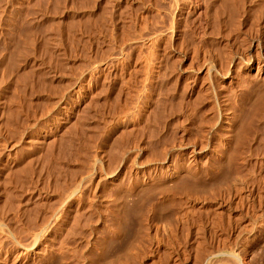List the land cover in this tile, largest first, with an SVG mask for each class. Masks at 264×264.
<instances>
[{"label":"rangeland","instance_id":"obj_1","mask_svg":"<svg viewBox=\"0 0 264 264\" xmlns=\"http://www.w3.org/2000/svg\"><path fill=\"white\" fill-rule=\"evenodd\" d=\"M262 1L0 0V243H7L0 247L13 248L31 231L29 243L45 227L73 257L64 264H83L97 241V264L127 253L112 263L264 264V85L243 94L257 65L239 59L253 44L264 53ZM179 140L190 144L179 148ZM203 143L233 155L209 160L196 152ZM170 148L181 165L198 166L197 175L127 185L153 167L163 170ZM111 169L115 176L104 177ZM65 191L72 200L62 202ZM113 203L123 239L111 234ZM30 223L39 227L32 231Z\"/></svg>","mask_w":264,"mask_h":264},{"label":"bare ground","instance_id":"obj_2","mask_svg":"<svg viewBox=\"0 0 264 264\" xmlns=\"http://www.w3.org/2000/svg\"><path fill=\"white\" fill-rule=\"evenodd\" d=\"M227 1H229V0H227ZM226 2V1H225ZM257 2V1H256ZM259 3V2H258ZM263 3V1L261 2V5L260 6H262L260 9H261V11H257L258 13H261L260 15H262L263 14V9H264V5L262 4ZM239 4V3H238ZM221 7V6H220ZM238 7V6H237ZM243 8V7H242ZM241 8V9H242ZM258 8H259V6H258ZM217 9V8H216ZM253 9V8H252ZM260 9H258V10H260ZM263 10V11H262ZM224 11V10H223ZM248 11V10H247ZM253 12V11H252ZM257 13V14H258ZM254 14V13H253ZM264 15H262L261 17H263ZM234 17V16H233ZM257 17V16H256ZM258 17H259V15H258ZM260 17V18H261ZM260 18H258L259 19V22H261V21H263V20H261L260 21ZM262 19V18H261ZM257 20V19H256ZM256 20H254V21H256ZM253 21V22H254ZM258 22V23H259ZM263 23V22H262ZM260 24V23H259ZM264 25V24H263ZM262 24L261 25H256L257 27L258 26H263ZM256 27V28H257ZM255 28V29H256ZM258 28H262V27H258ZM264 28V27H263ZM239 29V28H238ZM257 30V29H256ZM264 30V29H263ZM254 31V30H253ZM260 31H261V29H260ZM229 32V31H228ZM259 32V31H258ZM260 34V33H259ZM224 35V34H223ZM258 35V34H257ZM226 36V35H225ZM263 36V35H262ZM264 37V36H263ZM254 39V38H253ZM257 39V38H256ZM256 41V40H255ZM260 41H262V40H260ZM250 43V42H249ZM260 44V43H259ZM252 49H250V51L247 53V54H244L243 53V55L241 56V55H239V59H242L247 65H248V67H254V63L257 65L256 66V74L254 75V77L250 80V82H247V83H245L246 84V86H245V91L243 90V88H242V90L244 91V93L243 94H248V93H252L251 95H253V92H255V90H256V88L257 87H259L261 84H263L264 85V53H261L260 51V47H259V45L257 44V45H252V47H251ZM243 50V49H242ZM240 52V51H239ZM227 54V53H226ZM229 55V54H228ZM248 56V57H247ZM227 57V56H226ZM238 57V56H237ZM247 57V58H246ZM235 58V57H234ZM230 59L231 60V63H233V62H235V60L236 59ZM226 59V58H225ZM245 59V60H244ZM213 62V61H212ZM236 62H238V61H236ZM242 62V61H241ZM202 63V62H201ZM224 63V62H223ZM231 63H229V64H231ZM240 64V63H239ZM198 65V64H197ZM245 65V64H244ZM214 65H212V64H210L208 67H207V71H212L213 69H214ZM229 67V66H228ZM230 68V67H229ZM228 68V69H229ZM233 68V67H232ZM236 68V67H235ZM226 69H224V71H225ZM198 71V70H197ZM235 71V70H234ZM253 71V70H252ZM208 72V73H209ZM221 72H223V71H221ZM212 73V72H211ZM225 73V72H224ZM233 73V72H232ZM245 74V73H244ZM214 75V74H213ZM224 76H223V78H227L229 75H230V69L229 70H226V73L225 74H223ZM231 76H232V74H231ZM213 78H215V77H213ZM234 79V78H233ZM249 79H250V77H249ZM209 81V80H208ZM248 81V80H247ZM214 82V81H213ZM218 84V83H217ZM243 84V83H242ZM208 86V85H207ZM223 87V86H222ZM241 87V86H240ZM243 87H244V85H243ZM210 89V88H209ZM214 89H215V86H214ZM258 89V88H257ZM260 89L262 90V89H264V88H262V85L260 86ZM211 90V89H210ZM230 90V89H229ZM259 91V90H258ZM258 91H257V95H258ZM215 92V91H214ZM223 93V92H222ZM228 94V93H227ZM213 95V94H212ZM221 95V94H220ZM239 95V94H238ZM218 96V95H217ZM242 96V95H241ZM240 96V97H241ZM244 96V95H243ZM246 96H250V95H246ZM254 96V95H253ZM262 97H264L263 95H262ZM261 97V98H262ZM213 98V97H212ZM236 98V97H235ZM243 98V97H242ZM252 98H256V97H252ZM230 99V98H229ZM240 99V98H239ZM244 99V98H243ZM259 99H260V97H259ZM264 99V98H263ZM211 100V99H210ZM241 100V99H240ZM256 100V99H255ZM258 100V99H257ZM234 101V100H233ZM259 101V100H258ZM226 102V101H225ZM239 102V101H238ZM244 102V101H243ZM243 102H242V104H243ZM246 102V101H245ZM127 103V102H126ZM248 103V102H247ZM260 103H262V99H261V102ZM212 104V103H211ZM233 104V103H232ZM237 104V103H236ZM85 105V104H84ZM226 105V104H225ZM238 105V104H237ZM260 105V104H259ZM125 106V105H124ZM242 106V105H241ZM256 106V105H255ZM238 107V106H237ZM254 107V106H253ZM252 107V108H253ZM262 107V106H261ZM251 108V107H250ZM255 108V107H254ZM221 109V108H220ZM229 109V108H228ZM235 109V108H234ZM121 110V109H120ZM127 110V109H126ZM222 110V109H221ZM236 110H237V108H236ZM122 111V110H121ZM225 111V110H224ZM226 111H227V109H226ZM254 111V110H253ZM264 111V110H263ZM124 113V112H123ZM126 113V112H125ZM218 113V112H217ZM238 113V112H237ZM225 114V113H224ZM251 114V113H250ZM226 115V114H225ZM241 115V114H240ZM263 116H264V114H262ZM128 116V115H127ZM237 117H239V115L237 116L236 115V112L234 111V112H232V114H231V116L230 117H228V126H227V130H228V133H229V135H231L232 133H233V130H234V127H236V125L238 124L237 123ZM133 118V117H132ZM129 119V118H128ZM130 120V119H129ZM132 120V119H131ZM261 120V119H260ZM124 121V120H123ZM218 122H219V120H218ZM237 123V124H236ZM122 125H123V123H122ZM126 125V124H125ZM246 125V124H245ZM126 127V126H125ZM122 128H123V126H122ZM237 128V127H236ZM213 130H214V128H213ZM235 131V130H234ZM236 132V131H235ZM236 134V133H235ZM234 134V135H235ZM233 135V134H232ZM231 135V137H233ZM236 137L235 138H237V135H235ZM193 138V137H192ZM195 138V137H194ZM230 139H232V138H230ZM202 140V139H201ZM233 140V139H232ZM232 140H229V142H231ZM238 140V139H237ZM180 141V140H179ZM186 141V140H185ZM183 142V143H181L182 141H180V143L178 144V147L180 148V147H182V148H185V147H187L189 144H190V142H189V144H187L186 142ZM228 142V145H232L231 143H229ZM238 142V141H237ZM233 142V144H237L238 145V143L240 142ZM194 143V142H193ZM216 144H217V142H215ZM204 144V143H203ZM177 145V144H176ZM187 145V146H186ZM199 145V144H198ZM201 145H202V142H201ZM227 145V146H228ZM222 146H224V145H222ZM233 146V145H232ZM231 146V147H232ZM200 147V146H199ZM217 146L214 144V145H211V143L210 144H204V146H202V147H200V149H196V152L197 153H200L203 157H207V159L208 158H210L209 160H212V159H214L215 157H217V156H215V153H217V154H219L220 156V158H222V159H225V156H228L229 155V157H230V155L231 154H229V153H231V152H228V150L229 149H227V147L225 148V147H221V148H216ZM228 147H230V146H228ZM121 148V147H120ZM141 148V147H140ZM174 148V147H173ZM173 148H170L168 151H166L165 153H166V155H165V160L163 161V160H161V161H163V163H164V169L163 170H160V171H158V169L156 170V168H158V167H153L154 169L152 170V171H154V172H150V170L148 171V173H145V174H143V177H141V175L139 174V175H136L135 177H133V179H131V181H130V183L129 182H127V183H129V184H127L128 186H130L131 187V189H135V190H137L139 187H146L147 185V187L148 188H150L149 186L150 185H153V187L155 186V185H157L156 187H158V185L159 186H161L160 184H165V183H167V182H175L174 184H176V183H179V181L178 180H180V178H181V176L183 175L182 173H184V174H186V173H188V175L189 174H193V176L194 175H197V168H199L198 166H195V164H191V162H190V164L189 165H186V166H184V165H181L179 162H178V159H177V153H175V152H173V151H175ZM234 150H237V149H235V148H233ZM233 149H231L230 151H232ZM124 150V149H123ZM233 150V151H234ZM129 151V150H128ZM127 151V153H129ZM140 151V150H139ZM227 152H228V154H227ZM118 154H120V153H118ZM124 154V153H123ZM80 155V154H79ZM233 155V154H232ZM231 155V156H232ZM235 155V154H234ZM218 157V158H219ZM233 157H235V156H233ZM97 158V157H96ZM99 158V157H98ZM154 158V157H153ZM219 158V159H220ZM215 159H217V158H215ZM215 159H214V161H215ZM230 159V158H229ZM99 160V159H98ZM97 159L96 160H94L95 161V164H94V166L96 165V163H97V161H98ZM100 160H101V158H100ZM99 160V161H100ZM148 160H149V158H148ZM147 160V161H148ZM232 160V159H231ZM230 160V161H231ZM213 161V162H214ZM218 161V160H217ZM221 161H223V160H221ZM224 161H229L228 159H225ZM211 162V161H210ZM220 162V160L218 161V162H215V163H219ZM63 163V162H62ZM121 163V162H120ZM142 163V162H141ZM162 163V162H161ZM193 163V162H192ZM209 163V162H208ZM212 163V162H211ZM225 163V162H224ZM229 163V162H228ZM231 163V162H230ZM98 164V163H97ZM210 164V163H209ZM214 164V163H213ZM57 165V164H56ZM91 165H93L92 163H91ZM100 165V164H99ZM203 165V164H202ZM222 165H224V164H222ZM221 165V166H222ZM52 166V165H51ZM98 166V165H97ZM121 166V165H120ZM212 166H214V165H212ZM59 167H60V165H59ZM91 167V169H92V166H90ZM96 167V166H95ZM115 168V167H114ZM120 168H122V167H120ZM202 168V167H201ZM210 168H211V166H210ZM216 168H217V164H216ZM221 168V170H222V167H220ZM64 169V168H63ZM88 169V168H87ZM90 169V170H91ZM96 169H97V167H96ZM159 169H160V167H159ZM213 169H214V167H213ZM219 169V168H218ZM217 169V170H218ZM89 170V171H90ZM203 170H205V168L203 169ZM214 170H216V169H214ZM214 170H213V172H214ZM216 170V171H217ZM220 170V169H219ZM56 171V170H55ZM88 171V172H89ZM93 171H94V169H93ZM113 171H115V170H113V169H111L110 170V173H109V171H108V174H106V173H104L105 175H104V177H108V178H112L113 176H115L114 175V173H111V172H113ZM208 171V170H207ZM212 171V170H211ZM53 172V171H52ZM73 172V171H72ZM76 172V171H75ZM99 172V171H98ZM205 172V171H204ZM210 172V171H209ZM237 172V171H236ZM54 173V172H53ZM52 173V174H53ZM78 173V172H77ZM77 173H75V174H77ZM82 173V172H81ZM84 173V172H83ZM85 173H87V172H85ZM94 173V172H93ZM96 173V172H95ZM216 174L217 173H219L218 171L217 172H215ZM214 173V174H215ZM62 174V173H61ZM213 174V173H212ZM56 175V174H55ZM54 175V176H55ZM94 175H96V174H94ZM102 175V174H101ZM233 177H235L236 178V173L234 174L233 173ZM90 177H91V175H89ZM98 176V178H99V175H97ZM117 176V175H116ZM119 176V175H118ZM123 176V175H122ZM62 177V176H61ZM131 177V176H130ZM54 178V177H53ZM79 178H81V177H79ZM101 178V177H100ZM99 178V179H100ZM183 178V177H182ZM192 178V177H191ZM114 179V178H113ZM116 179V178H115ZM118 179V178H117ZM120 180V179H119ZM183 180V179H182ZM62 181H64L63 179H62ZM61 181V182H62ZM76 181V180H75ZM122 181V180H121ZM123 181H124V179H123ZM177 181V182H176ZM184 181V180H183ZM218 181V180H217ZM222 181V180H221ZM56 182V181H55ZM71 182V181H70ZM77 182V181H76ZM109 182H111V181H109ZM225 183H226V181H224ZM66 183V182H65ZM126 183V182H125ZM53 184H54V182H53ZM61 184V183H60ZM59 183H58V186L60 185ZM79 184V183H78ZM115 184V183H114ZM120 184V183H119ZM185 184V183H184ZM183 184V185H184ZM219 184V185H218ZM217 184V186L219 187L220 186V181H219V183ZM72 185V184H71ZM121 185V184H120ZM119 185V186H120ZM125 185V186H124ZM127 185L126 184H124L123 183V185H121V186H124L125 188H127ZM180 185V184H179ZM56 186H57V184H56ZM58 186L57 187H55V188H53L52 190H57L58 189ZM62 186V185H61ZM76 186H78V185H76ZM75 186V188H77ZM113 186V185H112ZM63 187H65V186H63ZM72 187V186H71ZM153 187H151V188H153ZM57 188V189H56ZM59 188H60V186H59ZM68 188V187H67ZM69 188H70V186H69ZM68 188V189H69ZM73 188H74V186H73ZM74 188V189H75ZM114 188V187H113ZM121 188V187H120ZM129 188V187H128ZM62 189H64V190H66V188H62L61 187V190ZM71 189V188H70ZM143 189V188H142ZM59 190V189H58ZM60 190V192H62V191H64V190H62L61 191ZM81 190V189H80ZM186 190V189H185ZM58 192V191H57ZM56 192V193H57ZM66 192V191H65ZM70 191H68V193H69ZM148 192V191H147ZM151 192V191H150ZM57 194H60L59 192L57 193ZM62 194H63V192L60 194V196L62 197ZM74 194V193H73ZM66 199L64 200L63 199V201L62 202H65L66 200H69V199H71L72 200V198H70L71 197V195H72V192H70V194H68L67 195V192H66ZM59 196V195H58ZM59 196V197H60ZM76 196V195H75ZM77 196H80V195H77ZM89 197V196H88ZM64 198V197H63ZM61 199V198H60ZM94 199V198H93ZM87 200V199H86ZM114 200V199H113ZM61 201V200H60ZM60 201H58V202H60ZM115 201V200H114ZM113 201V202H114ZM68 203V202H67ZM89 203V202H88ZM107 203V202H106ZM57 204V203H56ZM55 204V205H56ZM60 204V203H59ZM110 204H112V203H110ZM54 205V206H55ZM61 205V204H60ZM63 205V204H62ZM65 205V204H64ZM69 204H67V206H68ZM89 205V204H88ZM91 205V204H90ZM89 205V206H90ZM94 205V204H93ZM115 204L113 203V207L111 206H108V207H110L109 208V212H110V215L109 216H111V218L114 220L113 222L111 221V223H113V226L111 227L112 228V231H111V234L114 236H118V237H120V236H122L123 235V233H124V227L123 228H121V226H120V223L118 224V221H119V219L116 221V218L118 217V211H116L114 208H115V206H114ZM66 206V205H65ZM51 207V206H50ZM60 207V206H59ZM58 206H57V208H59ZM52 208V210H53V208H55V207H51ZM60 208H62V210L64 209V207L62 206V207H60ZM66 208V207H65ZM68 208H70V206L69 207H67L66 209L68 210ZM94 208H95V206H94ZM94 208H93V210H94ZM117 208V207H116ZM50 209V208H49ZM87 209V208H86ZM89 209V208H88ZM91 209V208H90ZM89 209V210H90ZM100 209V208H99ZM105 209V208H104ZM108 209V208H107ZM154 209V208H153ZM55 210H56V208H55ZM58 210V209H57ZM61 210V211H62ZM67 210H65V211H63V213L64 212H67ZM71 210V209H70ZM54 211V210H53ZM53 211H50V213H52ZM59 211V214H57L58 216L59 215H61L60 213V210H58ZM81 211V210H80ZM97 211V209L95 208V212ZM105 211V210H104ZM38 212V211H37ZM77 212V211H76ZM87 212V211H86ZM89 212V211H88ZM94 212V213H95ZM98 212H100V210L98 211ZM46 213V212H45ZM50 213H48L49 215H50ZM67 213H69V212H67ZM82 213V212H81ZM91 213V212H90ZM108 213V212H107ZM151 213H153V212H151ZM64 214H66V213H64ZM63 214V215H64ZM70 214V213H69ZM76 214V213H75ZM89 214V213H88ZM88 214H86V215H88ZM93 214V213H92ZM97 214V213H96ZM100 214V213H99ZM101 214H102V211H101ZM105 214V213H104ZM103 214V215H104ZM46 215V214H45ZM49 215H47V218L46 219H44L43 217V219L44 220H49L48 219V216ZM62 215V216H63ZM71 215V214H70ZM70 215H68V218H69V216ZM84 215V214H83ZM106 215H108V214H106ZM105 215V216H106ZM33 216V215H32ZM51 216V215H50ZM50 216H49V218H50ZM61 216V217H62ZM79 216V215H78ZM90 216V215H89ZM108 216V217H109ZM119 216H120V214H119ZM55 217H56V215H55ZM55 217H53V218H55ZM98 217V216H97ZM102 217V216H101ZM33 218V217H32ZM42 218H41V220L40 221H42ZM52 218V217H51ZM52 218V219H53ZM59 218V217H58ZM63 218H66L65 220H69V219H67V217L66 216H64ZM63 218H61L62 220H64ZM82 218V217H81ZM110 218V217H109ZM110 218V219H111ZM118 218H120V217H118ZM29 219V218H28ZM57 219V218H56ZM56 219L54 220V221H56ZM60 219V220H61ZM75 219V218H74ZM85 219V218H84ZM83 219V220H84ZM104 219V218H103ZM38 220V221H39ZM43 220V221H44ZM76 220V219H75ZM87 220H88V217H87ZM123 219H121V221H122ZM25 221V220H24ZM32 221H34V218L32 219ZM52 221V220H51ZM85 221V220H84ZM90 221V220H89ZM89 221H88V224H89ZM94 221V220H93ZM93 221H91V222H93ZM96 221H98V220H96ZM26 222H27V220H26ZM30 222V221H29ZM37 222V220L35 221V223ZM47 222V221H46ZM49 222V221H48ZM58 222H59V220H58ZM66 223L68 222V221H65ZM72 222V221H71ZM78 222V221H77ZM120 222V221H119ZM4 223V222H3ZM33 223V222H32ZM53 223V222H52ZM60 223H61V221H60ZM121 223H123V222H121ZM39 224L40 225H42L43 226V224H42V222H39ZM48 224V223H47ZM49 224H51V223H49ZM53 224H55V222L53 223ZM57 224V223H56ZM61 224H63V223H61ZM73 224V227L75 226L74 224H75V222L74 223H72ZM78 224V223H77ZM80 224H82L81 222H80ZM80 224H78V225H76V227L78 226V229L77 228H75V229H77V232L78 231H80L79 230V228L81 227L80 226ZM87 224V223H86ZM27 226H28V224H26ZM26 225H24L25 226V228L28 230V227H30L31 226V229H32V231H33V229L34 228H36V225L39 227V225L38 224H36L34 227L31 225V223L29 224L30 226H28V227H26ZM44 225H45V223H44ZM58 225H60L59 223H58ZM90 225V224H89ZM4 226H5V224L3 225V224H1L0 223V233H2L3 235H5L4 233H5V228H4ZM17 226V225H16ZM23 226V227H24ZM41 226V227H42ZM61 226V225H60ZM65 226H66V224H65ZM84 226V225H83ZM124 226H125V224H124ZM6 227V226H5ZM48 227H49V225H48ZM58 227V226H57ZM71 227V226H70ZM88 227V226H87ZM92 227V226H91ZM50 228V227H49ZM60 228V227H59ZM65 228H68V226L67 227H65ZM65 228L63 229V227H62V229H63V233H64V230H65ZM82 228V227H81ZM89 228H90V226H89ZM15 230H16V228H14ZM22 228H20L19 230H21ZM30 229V228H29ZM39 229V228H38ZM51 229H52V227H51ZM50 229V230H51ZM54 229H55V227H54ZM61 228H60V230H62ZM68 229H70V228H68ZM125 229H127V227L125 228ZM8 230V229H7ZM18 230V229H17ZM23 230V229H22ZM26 230V231H27ZM36 230V233H34V235H32V237L31 236H29L30 238H29V243H26V242H28V241H25L26 240V238H25V240H24V237H25V235L27 236V233H29V232H31V231H27L26 232V234L24 235V237H23V241H24V243H23V241L21 240V242H20V240L18 241L17 240V242L16 241H14V243L12 244L10 241L11 240H15L14 238L13 239H11L10 238V235L9 236H6V237H9V242H10V244H12V246H13V248H10V249H5V250H3L1 247H0V264H64V260H65V258H66V260H67V257H69V258H73V257H70L69 256V253H68V256L66 257L65 256V253H64V251L62 252V251H60V249L61 250H63L64 249V247L62 246L63 244H62V242L61 241H59V246H62V248H60L59 249V246L57 247V246H55L54 245V239H55V237L57 236H55V237H52L51 236V234H48L46 231L48 230H46V228L45 227H42V228H40V230L37 232V229H35ZM53 230V229H52ZM67 230V229H66ZM65 230V234H67L68 232H69V230H67L66 231ZM72 230H73V228H72ZM71 229H70V231L71 232H69V233H72L73 231H72ZM91 231H92V228L90 229ZM99 230V229H98ZM25 231V230H24ZM57 231V230H56ZM82 231V230H81ZM80 231V232H81ZM127 231V230H126ZM7 232V234H9L8 233V231H6ZM19 232V231H18ZM22 232V231H21ZM20 232V233H21ZM61 232V233H62ZM87 232V231H86ZM85 232V233H86ZM13 233H14V230H13ZM12 233V234H13ZM17 232H15L14 234H16ZM47 233V234H46ZM60 233V235H62L63 236V234H61ZM74 233H76L75 231H74ZM74 233L71 235V236H73L74 235ZM92 233V232H91ZM22 234H24V232L22 233ZM29 234H32V233H29ZM55 234H56V232H55ZM78 234V233H77ZM76 234V235H77ZM110 234V233H109ZM109 235L110 237L112 236V235ZM127 233H125V235H126ZM2 235V236H3ZM17 235V234H16ZM15 235V236H16ZM54 235V234H53ZM88 235V234H87ZM125 235H123V236H125ZM1 236V237H2ZM67 236H68V234H67ZM66 236V237H67ZM69 236H70V234H69ZM68 236V237H69ZM83 236V235H82ZM90 236V235H89ZM17 237H18V235H17ZM16 237V238H17ZM19 237H20V235H19ZM57 237H59V236H57ZM61 237V236H60ZM64 237H65V235H64ZM4 238V240H5V237H3ZM3 238H1L2 239V241H3ZM46 238V239H45ZM54 238V239H53ZM71 237H69L68 239H67V241L66 242H68V240L70 239ZM74 238H75V236H74ZM103 238V237H102ZM116 238V237H115ZM122 237H120V239H121ZM0 239V240H1ZM7 239V238H6ZM18 239H20V238H18ZM22 239V238H21ZM28 239V238H27ZM43 239H45L46 241H42ZM59 239V238H58ZM62 240H64L63 238H61ZM73 239V238H72ZM98 239V238H97ZM105 239V238H104ZM104 239H102V240H104ZM120 239H118V240H120ZM123 239V238H122ZM60 240V239H59ZM71 240V239H70ZM101 240V239H100ZM2 241H1V243H2ZM8 241H6V242H8ZM65 241H63V242H65ZM76 241V240H75ZM93 241V240H92ZM97 241V240H96ZM95 241V242H96ZM8 242V243H9ZM56 242V241H55ZM103 242V241H102ZM1 243H0V245H1ZM5 242H3L2 244H4ZM62 245H61V244ZM76 243V242H75ZM6 245H7V243H5ZM56 244V243H55ZM70 244V243H69ZM86 244V243H85ZM93 244V243H92ZM115 244V243H114ZM6 245H4V246H6ZM98 245H99V242L97 241V243H95V245H93L92 246V249L90 250L91 251V254L93 255V252L95 251V253H99V251L98 252H96L97 250H99L98 248H100V247H102V246H100L99 245V247H98ZM105 245V244H104ZM103 245V246H104ZM2 246V245H1ZM9 246V245H8ZM7 246V247H8ZM11 246V247H12ZM75 246V245H74ZM83 246V245H82ZM109 246V245H108ZM7 247H5V248H7ZM66 247H67V244L65 245V249H66ZM69 247V246H68ZM81 247V246H80ZM105 247V246H104ZM107 247V246H106ZM4 248V247H3ZM69 249V248H68ZM68 249H66V251L65 252H69L70 250H68ZM72 249H73V247H72ZM128 249H130L129 247H128ZM127 249V250H128ZM76 250V249H75ZM75 250H73V251H75ZM79 249H77V251H78ZM82 250V249H81ZM72 251V252H73ZM76 251V252H77ZM102 251V250H101ZM100 251V252H101ZM71 252V253H72ZM130 252V251H129ZM88 253V252H87ZM86 253V254H87ZM124 253H126V251L124 252ZM67 254V253H66ZM77 254V253H76ZM73 255V254H72ZM77 255H79V254H77ZM91 255V256H92ZM99 255H100V253H99ZM99 255H97V256H99ZM122 256H123V254H121ZM127 255H128V257H129V253H127ZM212 255V254H211ZM80 256V255H79ZM86 257V258H83V259H85L84 260V263L83 264H97V262H95V260H96V258H97V256H96V254H95V259L93 258L94 257V255L92 256V257ZM120 258H126V259H128V257L127 256H120V255H118ZM117 256V257H118ZM236 256V255H235ZM235 256H233V257H235ZM118 257V258H119ZM214 256H210V257H208V260L209 259H212ZM68 258V259H69ZM118 258H115V261L113 260V258H112V262L114 261V262H117V263H121L119 260H117L116 261V259H118ZM236 258V257H235ZM110 259V258H109ZM123 259V260H124ZM125 259V260H126ZM218 259V258H217ZM223 259V258H222ZM237 259H238V257H237ZM240 259V258H239ZM72 260V259H71ZM76 262H78L79 260L77 259L76 260V256H75V259H74ZM108 260V259H107ZM122 260V259H121ZM124 260V261H125ZM119 261V262H118ZM71 262V261H70ZM80 262V261H79ZM78 262V263H79ZM106 262V261H105ZM108 262H110V261H108ZM112 262H110V263H107V264H114V263H112ZM218 262V261H217ZM66 263V262H65ZM73 263H75V262H73ZM99 263V262H98ZM244 263V262H243ZM71 264H72V262H71ZM75 264H77V263H75ZM80 264V263H79ZM101 264H103V263H101ZM222 264V263H221ZM242 264V263H241ZM245 264V263H244Z\"/></svg>","mask_w":264,"mask_h":264}]
</instances>
